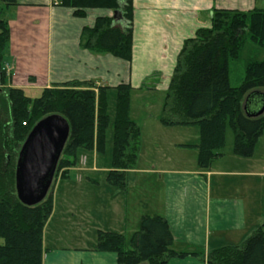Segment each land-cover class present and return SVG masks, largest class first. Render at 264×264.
<instances>
[{"label": "crops", "instance_id": "crops-1", "mask_svg": "<svg viewBox=\"0 0 264 264\" xmlns=\"http://www.w3.org/2000/svg\"><path fill=\"white\" fill-rule=\"evenodd\" d=\"M16 1L1 7L10 30L5 84L30 98L75 80L111 90L128 84L129 117L141 133L124 189L108 183L110 169L97 170L95 150L78 151L89 154L92 166L82 169L77 160L66 177L56 179L42 233V264H117L115 252L95 250L97 232L120 233L128 240L143 215L164 217L172 251L199 254L172 256L167 264H207L212 249L240 244L258 227L264 229V158L255 156L264 129L244 157L233 153L232 130V146L227 145L226 127L219 155L201 168L197 148L188 146L198 142L197 126H166L159 119L183 41L210 25L214 9L264 10V0H132L130 60L80 46L82 29L97 17L114 15L113 10L90 8L77 17L59 0Z\"/></svg>", "mask_w": 264, "mask_h": 264}, {"label": "trees", "instance_id": "trees-1", "mask_svg": "<svg viewBox=\"0 0 264 264\" xmlns=\"http://www.w3.org/2000/svg\"><path fill=\"white\" fill-rule=\"evenodd\" d=\"M15 5L16 0H1ZM83 17L86 9L107 8L113 16H100L91 27H84L80 46L92 52H109L130 60L132 56V0H59ZM248 40L264 47V10L247 12L214 9L210 25L197 28L183 41L163 100L160 122L166 126L196 125L197 163L208 168L225 143L226 127L233 132V153L250 156L262 130L264 112L248 116L247 98L264 90V61L247 64L240 86L231 87L228 63L239 57ZM10 39L7 22L0 17V264H42L43 228L52 212L51 188L58 177H66L76 165L79 150L105 152L106 130L110 124L108 95L115 92L112 121V155L107 181L126 187V172L136 163L140 148V128L129 117L131 87L113 88L93 82L70 81L43 89L30 98L21 89L5 84V50ZM256 98V97H255ZM259 99L248 106L255 112ZM60 114L70 131L59 157L51 187L36 205L23 204L15 189L18 152L30 129L42 117ZM173 237L164 217L143 215L137 231L127 240L123 234L98 231L95 250L112 251L117 264H167L175 253ZM207 264H264V229L258 227L237 245H224L206 255Z\"/></svg>", "mask_w": 264, "mask_h": 264}, {"label": "water", "instance_id": "water-1", "mask_svg": "<svg viewBox=\"0 0 264 264\" xmlns=\"http://www.w3.org/2000/svg\"><path fill=\"white\" fill-rule=\"evenodd\" d=\"M259 99L255 112H248V106ZM244 110L248 116L264 112V90L255 92L246 99ZM70 127L60 114L42 117L30 129L18 152L15 168V189L18 199L33 206L47 195L55 174L56 166L67 141Z\"/></svg>", "mask_w": 264, "mask_h": 264}, {"label": "rangeland", "instance_id": "rangeland-1", "mask_svg": "<svg viewBox=\"0 0 264 264\" xmlns=\"http://www.w3.org/2000/svg\"><path fill=\"white\" fill-rule=\"evenodd\" d=\"M2 6L4 7V3L0 0V12L2 11V8H1ZM0 15H3L2 12ZM257 46L259 45H256V46L253 45L248 40V37H246V39L244 40V43L242 44L239 57L236 60L229 61L228 78H229V84L231 87H238L241 85L244 79L245 65L247 63L251 61H264V47L262 46L257 47ZM114 107H115V92H111L108 95V110L107 111L110 117V124L106 130L105 152L101 155L99 154V158L96 164V167L98 168L97 170L99 171H103L104 169H110V166H111L112 121H113V116H114ZM226 136H227L226 137L227 145L231 147L232 146V132L229 127L227 128ZM189 137H191V135H189ZM223 150H226V146ZM82 155L86 156L87 159L89 157V154L86 152H84ZM82 155L78 154L77 160H80V162L83 161L82 164L81 163L79 164V166H81L82 169H86L87 167L89 168L90 166H92L91 158L86 160L87 163L86 162L84 163L85 158L80 159ZM255 156L264 158V144L262 140L260 141L258 147L256 148Z\"/></svg>", "mask_w": 264, "mask_h": 264}]
</instances>
